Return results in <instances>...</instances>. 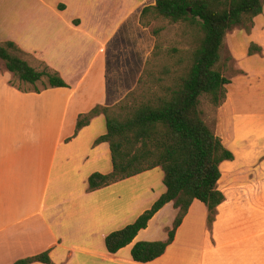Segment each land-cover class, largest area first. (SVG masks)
Listing matches in <instances>:
<instances>
[{
	"label": "crops",
	"instance_id": "0c3cea01",
	"mask_svg": "<svg viewBox=\"0 0 264 264\" xmlns=\"http://www.w3.org/2000/svg\"><path fill=\"white\" fill-rule=\"evenodd\" d=\"M40 1L22 6L27 7L20 10L26 12L25 17L13 21V36L0 41L15 42L29 64L38 70L45 65L56 71L67 86L40 87L41 81H46L42 76L35 83L39 92H24L10 83L13 74L5 66L0 69V264H12L45 250H49L51 264H264L263 194L253 195L246 186L223 189L220 180L218 187L225 199L216 207L210 226L206 206L194 199L164 253L148 262L134 261L130 250L135 242L166 239L177 212L170 201L132 242L115 253L106 251L105 236L133 222L165 186L164 191L156 192L152 183L145 188L141 184L147 178L136 186L139 177L152 173L150 169L92 191L87 189L88 176L110 172L112 162L107 142L94 145L106 131L103 115L95 116L75 133L77 117L97 104L113 105L133 87L123 85L122 79L117 84L109 79L116 66L124 75L122 56L111 61L106 54H93L81 70V52L68 54L67 50L92 42L102 43L100 49H105L126 21L128 30L123 33H131L141 2L134 7L124 4L113 21L117 27L107 32L98 18L90 16L100 0H90V4L74 0L73 15L67 14L69 0ZM30 40L40 45L27 46ZM132 54H138L137 50ZM236 77L229 79L225 100L217 108L222 126L218 137L233 153L232 160H225L232 163L242 149L237 146L243 136L239 138L238 126L245 128L242 122L253 119V114L242 115L234 109L230 89ZM235 168L230 167L227 173ZM152 176L163 178V171ZM148 191L151 194L145 197ZM165 213L168 223L160 220ZM158 224L164 237L153 234Z\"/></svg>",
	"mask_w": 264,
	"mask_h": 264
},
{
	"label": "trees",
	"instance_id": "16d2710c",
	"mask_svg": "<svg viewBox=\"0 0 264 264\" xmlns=\"http://www.w3.org/2000/svg\"><path fill=\"white\" fill-rule=\"evenodd\" d=\"M263 4L264 0H154L153 4L142 6L139 22L142 26L156 22L151 31L157 41L136 85L113 105L97 104L80 113L75 133L95 116L103 115L106 131L94 140V145L108 143L112 170L91 173L87 178L89 191L155 167L163 171L165 191L133 222L105 236L106 251L115 253L132 242L170 201L177 212L166 239L135 242L130 250L134 261L148 262L164 253L194 199L206 206L207 225H211L216 207L225 199L218 187L219 166L234 156L203 120L199 97L206 94L216 107L225 100V86L230 80L215 65L226 32L236 26L248 30L252 19L262 12ZM166 20L181 23L183 34H190L195 42L185 61L176 58L173 70L163 66L155 72L156 58L163 54L158 39L164 26L157 23ZM260 51L255 43L248 46L249 55ZM21 55L15 42L0 41V59L6 70L32 85L31 89L17 86L18 89L39 92L35 83L42 76L46 77L43 88L67 86L56 71L45 65L38 70ZM32 262L51 264L49 250L19 258L12 264Z\"/></svg>",
	"mask_w": 264,
	"mask_h": 264
},
{
	"label": "rangeland",
	"instance_id": "374dc122",
	"mask_svg": "<svg viewBox=\"0 0 264 264\" xmlns=\"http://www.w3.org/2000/svg\"><path fill=\"white\" fill-rule=\"evenodd\" d=\"M44 1L47 3L54 2L53 0ZM89 1L84 0L86 4H90ZM73 2L75 3L74 0H69L68 2V15L74 14ZM138 2H141L139 5L141 8L146 4H153L154 0H100L99 7L95 10L93 9L94 12L90 16L94 19L98 18L97 21L102 23L105 30L109 32L117 27L113 21L119 17L120 12L125 7L124 4L126 5L128 3L134 7ZM40 3V0H0V40L13 36L11 34V30L13 29L12 25L15 21L25 17L26 14L25 11L20 12L21 9H27V7L22 6ZM155 24L156 22L152 21L150 25L142 26L139 22L138 15V20L132 21L133 27L131 28V33H123L125 29L128 30L129 21H126L120 26L118 33L105 44L106 50L103 47L100 49L102 43L92 42L81 45L77 44L76 48L74 46L70 47L67 53L70 54L73 51H77L79 54V51L81 52L82 57L79 59L81 70L86 69L85 67L93 54H100V56L106 54L108 57H112L111 61L112 59L115 60L116 57L122 56L123 66L125 67L124 75L119 74L120 70L116 66L113 68L114 73L109 76V79L114 84H117L122 79L123 85L134 87L137 77L144 68L145 62L157 41L156 36L151 31ZM157 24L164 26L158 39V44L163 54H158L156 58L155 72L163 66H170L173 70V64L176 58H183L185 61L195 41L193 42L190 34H183L181 23H171L166 20L158 22ZM39 43L30 40L26 45L35 46L40 45ZM250 43H255L260 46L261 51L249 55L248 46ZM103 50L105 51L103 52ZM134 50H137L138 54H132ZM122 57L120 58L122 59ZM30 65L33 66V63L31 62ZM3 67L4 63L0 59V69H3ZM215 67L228 79L237 76L230 89L231 101L234 103L235 111L242 115L253 114V119H250L252 121L251 123L250 121L242 122L245 128L238 126L240 127L238 128L239 138H241L242 134L243 136L237 145L238 147H242V149L238 150L240 154H237V159L234 163L232 161H224L220 164V171L223 178L220 179L221 183L219 187L227 189L246 186L253 195H259L261 193L264 196V192H262L264 189V4L262 12L252 19V24L248 30L242 26H236L226 32L223 45L220 49L219 60ZM11 82L20 88H32V85L22 82L15 75L12 76ZM42 84L43 81H41L40 87H42ZM118 94V90L115 89L114 95L117 97ZM219 106H214L206 94L200 95L199 110L202 118L217 136L220 133L222 134V126L219 124L217 115V108ZM101 118L103 126H105L104 119L103 117ZM248 124L250 125L249 127L247 126ZM234 166L236 168L227 173V169ZM158 170L162 169L156 167L149 171L152 173H145V175L139 177L140 183L136 181V186L142 183L143 178H147L141 184L143 187L146 188L149 183H152L155 192L160 191V189L164 191L163 178L152 176ZM149 174L150 176L146 177ZM150 194L151 192L148 191L145 197ZM137 205L140 204L138 203ZM139 208L140 206L136 209L133 208V214ZM167 213L164 214V217L161 216V222L168 223ZM156 227L157 233L153 234L156 237H164L165 234L161 230V224H158ZM152 228L155 230L154 225Z\"/></svg>",
	"mask_w": 264,
	"mask_h": 264
}]
</instances>
